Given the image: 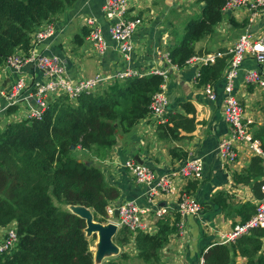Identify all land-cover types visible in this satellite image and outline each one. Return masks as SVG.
<instances>
[{
    "label": "trees",
    "instance_id": "16d2710c",
    "mask_svg": "<svg viewBox=\"0 0 264 264\" xmlns=\"http://www.w3.org/2000/svg\"><path fill=\"white\" fill-rule=\"evenodd\" d=\"M74 1L0 0V65L17 48L28 50L31 33L52 22ZM196 2L203 4L200 13L187 19L183 34L169 49L170 63L177 68L197 54L195 43L214 31L226 0ZM83 33L87 35L88 31ZM75 41L81 43V36ZM226 57L202 66L195 82L203 85L219 80ZM162 81L158 74L117 80L96 92L82 93L75 100L59 96L50 101L40 118L2 126L0 122V226L14 221L18 235L16 247L0 255V264H93L84 219L60 209L53 200L85 206L95 221L106 222V206L117 198L118 190L107 184L96 164H86L76 152L81 149L96 159L105 157L118 134L129 132L147 115L151 96ZM183 107L186 113L193 112L191 105L185 103ZM193 128L194 117L182 113L169 114L165 123L157 125L158 136L170 139H178L180 129ZM262 129L253 132L260 140ZM250 168L264 174L258 157L251 158ZM251 208L249 214L240 211L242 221L255 212V207ZM178 221V216L174 221L158 219L153 234H133L122 228L113 240L123 246L133 237L136 257L144 264H159L160 250L177 230ZM263 244L264 229L259 228L230 245L211 244L202 256L206 264H236L237 254L247 258L246 264H264ZM128 258L127 253L120 252L116 259L103 264H121L119 260Z\"/></svg>",
    "mask_w": 264,
    "mask_h": 264
},
{
    "label": "crops",
    "instance_id": "0c3cea01",
    "mask_svg": "<svg viewBox=\"0 0 264 264\" xmlns=\"http://www.w3.org/2000/svg\"><path fill=\"white\" fill-rule=\"evenodd\" d=\"M102 5L103 0H75L52 20V35L32 46V49L36 53L58 57L66 73L74 81L81 76H93L100 70L112 72L130 68L144 76L151 74L153 69H166L165 92L169 101V114L193 116L192 131L180 129L178 139L160 138L155 122L151 118H142L129 132L118 134L105 157L96 159L88 151L81 149L77 153L84 161L96 164L107 184L118 190L117 198L110 202L116 204L133 201L141 207L151 205L146 198L147 187L137 183L123 166L126 159L133 158L138 162L140 160L139 163L150 166L155 173L163 174L188 158H202L201 178L179 183L180 194L196 196L201 204V211L196 216L182 218L183 229L170 234L168 242L160 250L159 263L167 264L184 259L188 264H197V259L208 246L217 242L221 232L242 221L241 210L249 211V214L253 210L251 206L256 207L262 197L258 184H262L264 180L260 169L255 171L250 168L252 157L243 148L238 150L237 160L229 164L221 161L216 154L217 141L228 134V125L222 115L225 84L223 74L219 80L212 82L217 99L210 101L204 97L202 85L195 82V68L192 65L173 69L163 59V52L169 51L179 40L185 22L190 16L200 13L203 4L196 0H129V14L141 17L142 24L133 36L130 60L125 62L119 60L118 51L109 36ZM222 13V19L215 25L214 31L195 43L197 55L227 50L245 32L246 20L241 10ZM88 17L95 20L92 26L86 24L85 19ZM95 25L107 42L106 52L101 57L85 42L86 35H82ZM260 27L261 24L254 30H259ZM80 36L82 42L77 43L75 38ZM258 68L253 59L246 58L235 78L233 88V93L243 107V116L252 121L253 132L264 128V87L246 83L245 73ZM18 77L25 79L26 86L23 91L27 92L31 90L27 88L31 82L41 80L42 74L30 63L17 69L2 65L1 109L6 105L5 92ZM262 77L264 79V72ZM185 103L193 107L192 113L184 111ZM27 105L29 104L22 103L14 106L16 109L11 112L3 110L0 114L1 126L16 121L17 108L25 111ZM261 141L264 143V135ZM177 196L161 193L154 199V207H164L168 211L164 218H169L170 221H174L177 216L180 218L176 212ZM245 204L249 206L244 208ZM65 206L68 209V205ZM148 220L153 221L152 215ZM156 231L157 223L154 218V227L151 226L150 234ZM118 246L120 252L138 259L133 237L125 245ZM234 261L236 264H246L247 258L237 254Z\"/></svg>",
    "mask_w": 264,
    "mask_h": 264
},
{
    "label": "built area",
    "instance_id": "2783aa9c",
    "mask_svg": "<svg viewBox=\"0 0 264 264\" xmlns=\"http://www.w3.org/2000/svg\"><path fill=\"white\" fill-rule=\"evenodd\" d=\"M129 0H103L102 12L108 22V33L118 51L121 61H129L133 48V36L142 24V18L129 14ZM241 10L246 20L245 32L241 34L227 50L211 51L202 55H193L183 67L192 65L195 68V81L199 77L202 66L213 64L217 58L228 56L227 65L223 71L224 97L222 99V115L228 125V134L219 138L216 146L218 158L226 164L232 163L238 158V150L243 148L251 157H258L264 171V149L259 138L254 136L252 121L243 116V107L233 93L235 78L246 58L253 59L258 65V70H248L245 73V81L248 84L264 87V0H226L222 11L233 13ZM86 24L92 26L95 20L92 17L85 19ZM261 24L260 29L254 30L253 26ZM53 28L51 22L44 23L31 33L28 50L17 48L7 56L3 63L12 68H20L25 64L35 65L42 74L41 80H33L25 92V79L18 77L10 89L5 92L6 105L1 112L8 111L11 107H17L22 103H28L27 110L17 108L16 121L27 118H40L51 100L59 96H67L75 100L82 93L96 92L109 86L114 81L124 80L129 77L141 76L130 68L104 72L100 70L93 76H81L78 80H72L66 73L65 67L58 57L36 53L32 46L51 36ZM85 42L91 46L98 56H103L107 49V42L97 25L93 26L85 37ZM23 50V51H22ZM163 59L173 69H177L169 60V51L163 52ZM151 74L163 77L159 89L152 94L148 105V113L144 118H151L156 125L167 121L169 115L168 97L165 92L166 69H153ZM204 97L210 101H216L217 93L212 83L202 85ZM16 109V108H15ZM123 166L133 176L135 181L147 187L146 198L151 205L139 206L133 201L116 203L109 202L106 206V222L116 224L117 229L124 228L135 234L138 231L151 232L158 219L164 218L168 212L164 207H154L155 196L161 193L178 195L176 212L179 214L177 230L183 229L182 218L188 215H198L201 204L198 198L190 194H180V182L199 180L202 175L203 160L200 157H192L184 160L178 166H174L163 174L155 173L150 166L139 163L133 158L124 161ZM262 197L258 200L255 212L244 221L232 225L229 229L218 235L219 244L230 245L241 236L248 235L254 229H264V180L260 185ZM117 209L118 215L114 216ZM153 217L149 221L148 217ZM14 222V221H12ZM10 222V223H12ZM0 226V255L9 253L18 242L16 223ZM167 264H188L184 259L169 262ZM197 264H206L203 256L197 259Z\"/></svg>",
    "mask_w": 264,
    "mask_h": 264
},
{
    "label": "water",
    "instance_id": "95a60500",
    "mask_svg": "<svg viewBox=\"0 0 264 264\" xmlns=\"http://www.w3.org/2000/svg\"><path fill=\"white\" fill-rule=\"evenodd\" d=\"M264 21V17L262 22ZM258 25H255L253 29H256ZM140 162V160H139ZM90 161L86 162L89 164ZM68 209L70 212L78 215L83 218L85 221L84 232L86 235L96 234L97 242L95 243L96 248V261L101 260L107 254L117 253L119 251V246L114 243L113 237L117 232L116 224L112 222L100 223L93 219L92 211L82 205H68ZM74 209V210H73ZM118 212L117 209L114 210V216L117 217Z\"/></svg>",
    "mask_w": 264,
    "mask_h": 264
},
{
    "label": "rangeland",
    "instance_id": "374dc122",
    "mask_svg": "<svg viewBox=\"0 0 264 264\" xmlns=\"http://www.w3.org/2000/svg\"><path fill=\"white\" fill-rule=\"evenodd\" d=\"M101 90V89H100ZM77 153V152H76ZM79 158H82L81 155H79V153L76 154ZM53 203L55 205H57L60 209L62 210H68L67 207L63 204H59L56 202V200H53ZM63 205V206H62ZM107 223V222H104V224ZM119 231V229L117 230V232ZM116 232V233H117ZM86 233V232H85ZM116 235V234H115ZM87 237V240H88V243H89V249L90 251L92 252L93 254V264H103L105 261L109 260V259H116L118 254L120 253V249L117 253H111V254H107L105 257H103L101 260L99 261H96L95 259V251H96V248H95V243L97 242V237H96V234H92V235H86ZM115 243V242H114ZM116 244V243H115ZM117 245V244H116ZM131 252V251H130ZM119 262L121 264H144L143 262L139 261L138 259L136 258H133V257H129L128 259H125L124 260H119Z\"/></svg>",
    "mask_w": 264,
    "mask_h": 264
},
{
    "label": "bare ground",
    "instance_id": "6f19581e",
    "mask_svg": "<svg viewBox=\"0 0 264 264\" xmlns=\"http://www.w3.org/2000/svg\"><path fill=\"white\" fill-rule=\"evenodd\" d=\"M74 210V209H73ZM98 239V238H97ZM95 258H96V253H95ZM97 259V258H96Z\"/></svg>",
    "mask_w": 264,
    "mask_h": 264
}]
</instances>
